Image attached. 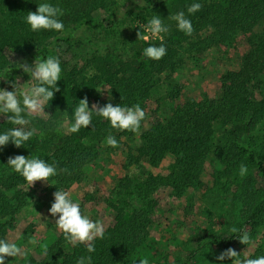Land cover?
Listing matches in <instances>:
<instances>
[{"label": "rangeland", "instance_id": "374dc122", "mask_svg": "<svg viewBox=\"0 0 264 264\" xmlns=\"http://www.w3.org/2000/svg\"><path fill=\"white\" fill-rule=\"evenodd\" d=\"M222 1L178 0L150 13L142 22L134 13L123 9L115 12L120 2L107 0L106 5L113 4L110 9L116 19L114 25L77 31L71 41L59 45L50 54L59 58L62 68L57 85L60 95L55 94L45 108L50 116L26 117L31 121L28 128L35 129V135L20 148L0 150V239L15 242L25 252L21 257H6L5 264L38 263L44 258L43 251L59 238L63 241L62 251L74 247L57 229L58 217L49 212L57 189L69 191L82 213L93 221H101L105 230L130 224L129 240L121 253L129 249L132 252L123 261L112 264H139L144 258L149 264H172L176 256L185 258L198 249L200 235H227L232 227L243 222L239 206L230 198L234 182L223 175L224 168L213 155H207L198 179L192 184L185 182L180 190L171 184L177 179L172 156L166 155L157 165L140 156L142 136L153 124L168 119L175 107L187 102L217 101L225 82L231 85L235 81L240 86L245 81L246 90L253 98H264V8L240 14V8ZM192 3H200L202 8L189 14L187 7ZM180 11L193 22L192 35L178 30L170 18ZM101 13L109 16L107 11ZM6 15L0 14L7 31L2 48L5 61L0 63V88L12 91V82L17 78L20 88L34 83L18 68L24 62L17 55L35 43L39 31L33 32L30 26L20 29L14 20L6 22ZM155 15L169 29L161 34L163 41L145 31ZM10 23L15 26L9 27ZM137 29L143 31L142 35H149V39H138ZM66 32L64 29L60 36ZM142 41L155 46L163 43L167 52L163 61L140 76L134 73L131 54L142 46ZM68 78L72 84L65 83ZM149 84L152 88L147 90ZM85 97L90 109L94 103L103 106L110 102L127 107L139 104L146 112L139 134L113 129L109 121L95 113L93 118H100L102 129H95L87 136L68 133L65 120L69 124L74 122V109ZM2 125L15 127L5 115H0ZM241 128L230 119L216 126L220 135L235 130L246 141L248 136L242 135ZM54 129L61 132L64 142L82 135L83 151L78 164L73 166L78 171L63 175L57 170L58 174L47 182L38 181L30 187L7 165L8 159L16 155L37 156L47 162L48 156L56 152L52 146V139L57 136ZM110 133L118 141L116 148L105 143ZM47 163L54 164V160ZM128 218H132L131 223ZM131 229L137 230L139 242L131 240L135 237ZM245 230L251 244L202 241L190 264H232L231 259H216L230 247L241 253V258L264 256V212Z\"/></svg>", "mask_w": 264, "mask_h": 264}, {"label": "trees", "instance_id": "16d2710c", "mask_svg": "<svg viewBox=\"0 0 264 264\" xmlns=\"http://www.w3.org/2000/svg\"><path fill=\"white\" fill-rule=\"evenodd\" d=\"M105 1L107 0H0V14L7 13L6 22L14 20L17 27L27 29L29 25L26 23V15L30 11H36L39 3L48 2L63 10V15L59 19L67 31L65 35L60 36L61 32L54 30H40L36 33L35 43L24 47L25 50L20 53L21 55H17V59L20 56L21 61L30 65L35 59H46L55 52L56 47L71 41L77 31L100 30L114 25L116 19L112 16L113 9H110L113 4L106 5ZM118 1L120 4L115 12L123 9L125 12L134 13L144 22L150 13L178 0ZM222 2L234 8H240V14H250L255 10L263 11L264 8V0H223ZM106 11L109 16H102L101 12ZM4 22L0 16V63L5 61L4 53H2L7 40ZM13 26H15L14 23L9 24V27L13 28ZM139 32L143 33L141 29H137L136 34L138 35ZM150 45L153 44L142 41V46L132 51L131 60L136 75L142 76L152 65L163 61V58L156 61L144 56L143 50ZM65 83L72 84L69 78ZM235 84V81L231 85H226L225 82L222 87L223 93L217 101L205 99L175 107L168 119L156 122L143 134L140 156L148 160L151 165L155 163L157 165L166 155L172 156L177 167V179L171 184L180 190L185 182L192 184L198 179L207 155H213L223 166V175L231 177L234 182V192L230 198L233 204L239 206L241 218H243V222L236 227L245 230L256 223L258 217L264 212V98L260 100L253 98L246 90L245 81L240 86ZM151 85L149 84L147 90L152 88ZM55 94L60 95V92ZM225 119L233 120L235 124L241 125L242 135L248 136L247 140L242 141L235 130L226 132L225 136L224 132L220 135L216 126L222 125ZM102 125L100 118L94 117L92 124L87 128H81L79 133L87 136L95 129H102ZM11 128H13L11 125L0 126V134ZM53 131L57 135L52 139V146L56 152L48 156L47 162L54 160L60 174H76L78 170L73 166L78 164L83 151L82 135L77 136L75 140L67 138L64 142L61 132L57 129ZM34 143L32 142V145ZM13 146L9 142L0 150L12 149ZM241 164L248 168V173L243 178L239 176ZM63 166L67 171L61 170ZM131 220L132 218H128V223H131ZM130 228H132L130 224L126 227L121 224L119 228L112 227L105 230L104 238L94 241L96 251L93 253H88L84 244H77L68 252H64L60 248L63 241L59 238L56 243L43 251V260L33 264H76L78 258L88 255L92 256V264L118 263L132 252L129 249L121 253L122 246L129 240ZM131 230L135 235L131 240L135 243L139 242L137 230ZM236 235L232 232L227 235H200L197 238L198 249L185 258L176 256L172 264H190L193 256L200 250L202 241L209 240L215 244L233 245L239 242Z\"/></svg>", "mask_w": 264, "mask_h": 264}, {"label": "clouds", "instance_id": "9594fccd", "mask_svg": "<svg viewBox=\"0 0 264 264\" xmlns=\"http://www.w3.org/2000/svg\"><path fill=\"white\" fill-rule=\"evenodd\" d=\"M201 8L200 3H192L187 7V12L194 14ZM62 15L63 10L60 7L42 2L38 4L36 11L27 13L26 23L33 32L40 30L62 32L64 24L59 19ZM170 18L176 22L178 30L186 35H192L194 28L192 22L186 18L184 11H180ZM168 30L159 15L153 16L145 28V31L151 37L158 38L161 41H163L161 34L168 32ZM138 39L147 41L149 35H142L139 32ZM166 52L167 49L163 43L160 46L150 45L143 50L145 57L156 61L162 59ZM18 65V68L27 73L34 83L28 87L20 88L21 84L19 78H17L15 83L12 82V91L0 88V115L7 116V121L15 126L0 134V148L6 146L9 142L17 148L24 146L25 142L35 135V129L28 128L31 121L26 117L48 118L50 115L45 111V108L49 101L53 99L54 94L60 91L57 85L58 81L61 80L62 68L58 57L50 55L46 59H35L31 65L27 63ZM93 113L109 121L113 129L130 131L136 134H139L141 122L146 118V112L139 104L127 107L114 106L110 102L103 106L94 103L90 109L88 99L85 97L79 100L78 106L74 109V122L69 124L67 119L65 120L67 132L77 133L81 128H87L92 124ZM105 143L112 148L119 146L117 139L111 133L106 137ZM7 165L14 172L20 174L30 187L38 181L47 182L51 177L58 174L54 164H49L37 156L16 155L9 157ZM63 171L67 170L64 169ZM247 173V166L241 164L239 166V176L243 178ZM53 196L54 201L51 203L49 212L51 216L58 217L55 220V225L63 234L64 239L73 246L84 244L88 253L95 252L94 241L98 238H104V224L101 221H93L89 216L83 214L80 204L74 202L69 191L57 189ZM231 232L237 234L236 238L241 244L249 245L252 243L248 231L232 227ZM24 255V250L15 242L0 239V264H5L6 257L16 258ZM45 255H47V252H45ZM226 258L231 259L232 264H264V256L253 258L250 255H245L241 258V253L231 247L222 251L216 257L219 261H224ZM76 264H92V256H81ZM139 264H149V260L147 258L141 259Z\"/></svg>", "mask_w": 264, "mask_h": 264}]
</instances>
